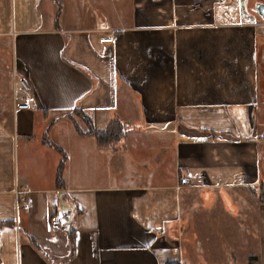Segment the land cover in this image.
Segmentation results:
<instances>
[{"label": "crops", "instance_id": "obj_1", "mask_svg": "<svg viewBox=\"0 0 264 264\" xmlns=\"http://www.w3.org/2000/svg\"><path fill=\"white\" fill-rule=\"evenodd\" d=\"M231 1L0 0V264L65 259L71 226L66 264H264V1ZM74 107L131 130L102 149Z\"/></svg>", "mask_w": 264, "mask_h": 264}, {"label": "trees", "instance_id": "obj_2", "mask_svg": "<svg viewBox=\"0 0 264 264\" xmlns=\"http://www.w3.org/2000/svg\"><path fill=\"white\" fill-rule=\"evenodd\" d=\"M59 14V5L56 11L55 17L57 18ZM59 117L69 118L73 125L76 133L79 136H91L95 139L98 147L102 149H112L115 150L116 146L120 144L126 137L127 133L131 130V127L127 125L124 121L119 118L111 119L106 127L102 130H99L95 127L93 119L86 115L80 108L74 107L67 112L61 114ZM78 122H82L85 129H81ZM45 143L52 148H54L60 154V161L57 165L55 178L56 185L59 187L61 185V172L65 162V154L59 147L46 141V136L43 137ZM263 201V199L261 200ZM68 232V244H69V254L65 259L54 258L48 254L46 250L41 248L34 240H31V245L37 250V252L42 255L49 263L51 264H66L73 255V227H69Z\"/></svg>", "mask_w": 264, "mask_h": 264}, {"label": "built area", "instance_id": "obj_3", "mask_svg": "<svg viewBox=\"0 0 264 264\" xmlns=\"http://www.w3.org/2000/svg\"><path fill=\"white\" fill-rule=\"evenodd\" d=\"M113 39V36L111 33H107V35L104 38H100V42H111ZM18 89L23 91L27 96H29V88L28 86L21 80L18 85ZM18 100V102H16ZM14 102H15V107L16 109H30L31 106L25 102L24 98L19 95L18 97L15 95L14 97ZM71 221V216L66 213V212H58V213H53L49 217V225L54 228L58 229H65L69 222ZM173 264V263H172ZM176 264V263H175Z\"/></svg>", "mask_w": 264, "mask_h": 264}, {"label": "rangeland", "instance_id": "obj_4", "mask_svg": "<svg viewBox=\"0 0 264 264\" xmlns=\"http://www.w3.org/2000/svg\"><path fill=\"white\" fill-rule=\"evenodd\" d=\"M6 1V0H4ZM14 2V4L16 3H21L22 0H8V4L10 2ZM264 1V0H262ZM214 9H215V13L217 16H222L223 19L225 18H236L237 16H239V12H243L246 8V0H232L230 3H227V5L223 6V5H217L214 4ZM27 26L21 27L19 29L22 28H26ZM32 27H30L29 29H31ZM56 114H52V116H55ZM132 124V123H131Z\"/></svg>", "mask_w": 264, "mask_h": 264}, {"label": "water", "instance_id": "obj_5", "mask_svg": "<svg viewBox=\"0 0 264 264\" xmlns=\"http://www.w3.org/2000/svg\"><path fill=\"white\" fill-rule=\"evenodd\" d=\"M254 11L264 21V4H261V3L255 4Z\"/></svg>", "mask_w": 264, "mask_h": 264}]
</instances>
